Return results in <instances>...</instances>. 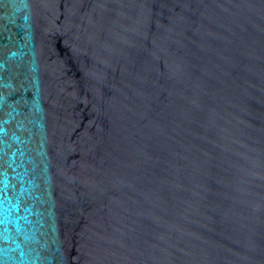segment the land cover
<instances>
[{"label": "water", "instance_id": "water-1", "mask_svg": "<svg viewBox=\"0 0 264 264\" xmlns=\"http://www.w3.org/2000/svg\"><path fill=\"white\" fill-rule=\"evenodd\" d=\"M0 264H264V0H0Z\"/></svg>", "mask_w": 264, "mask_h": 264}]
</instances>
